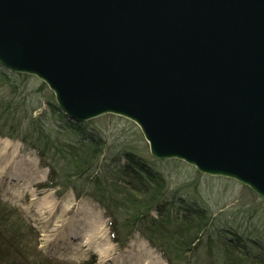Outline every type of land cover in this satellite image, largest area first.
I'll use <instances>...</instances> for the list:
<instances>
[{
    "label": "water",
    "instance_id": "1",
    "mask_svg": "<svg viewBox=\"0 0 264 264\" xmlns=\"http://www.w3.org/2000/svg\"><path fill=\"white\" fill-rule=\"evenodd\" d=\"M0 64L264 200V0H0Z\"/></svg>",
    "mask_w": 264,
    "mask_h": 264
},
{
    "label": "trees",
    "instance_id": "2",
    "mask_svg": "<svg viewBox=\"0 0 264 264\" xmlns=\"http://www.w3.org/2000/svg\"><path fill=\"white\" fill-rule=\"evenodd\" d=\"M37 80L0 64V136L36 152L49 169L44 185L56 189L58 197L71 189L76 199L97 202L112 242L124 248L139 233L167 264H264V251L254 241L223 226V213L203 204L196 181L168 172L192 166L155 158L131 121L134 134L124 128L112 136L93 120H71L42 80L38 90L46 89L45 100L33 95ZM37 236L23 210L0 197V264H97L96 254L82 262L48 255Z\"/></svg>",
    "mask_w": 264,
    "mask_h": 264
},
{
    "label": "rangeland",
    "instance_id": "3",
    "mask_svg": "<svg viewBox=\"0 0 264 264\" xmlns=\"http://www.w3.org/2000/svg\"><path fill=\"white\" fill-rule=\"evenodd\" d=\"M39 80L36 81L38 92L33 95L45 100L47 91L38 90ZM45 105L44 102L43 107ZM92 120L94 127H100L112 136L124 128L128 135L136 132L133 124L127 123L131 120L120 115L105 114ZM134 125L140 130L136 123ZM12 141L18 147V158L25 161L20 172L24 180L0 169V197L23 210L26 220L35 227L38 245L44 253L74 262H82L96 254L97 264H167L139 233L124 248L112 242L103 208L93 199H76L71 189L58 197L56 189L44 185L49 169L40 165L36 152L25 149L18 140ZM192 168L173 166L168 172L174 174L175 179L196 181L197 196L203 204L214 214L223 213L222 225L237 230L264 251V200L234 179L201 172L198 176L199 171ZM87 239L89 243H85Z\"/></svg>",
    "mask_w": 264,
    "mask_h": 264
},
{
    "label": "bare ground",
    "instance_id": "4",
    "mask_svg": "<svg viewBox=\"0 0 264 264\" xmlns=\"http://www.w3.org/2000/svg\"><path fill=\"white\" fill-rule=\"evenodd\" d=\"M24 162V160L18 158V147L12 139L0 136V169L8 170L12 175L15 174L17 177H21L19 180H24V177L20 175ZM89 242L88 239L85 240V243ZM131 264L137 263L132 262ZM143 264H149V262Z\"/></svg>",
    "mask_w": 264,
    "mask_h": 264
}]
</instances>
